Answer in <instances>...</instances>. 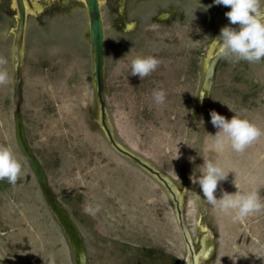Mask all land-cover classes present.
I'll return each instance as SVG.
<instances>
[{
	"label": "rangeland",
	"instance_id": "374dc122",
	"mask_svg": "<svg viewBox=\"0 0 264 264\" xmlns=\"http://www.w3.org/2000/svg\"><path fill=\"white\" fill-rule=\"evenodd\" d=\"M26 5L25 131L81 232L89 264L182 263L186 245L167 191L119 154L95 122L84 1ZM100 5L104 92L117 139L185 191V220L200 264H264L260 210L241 199L243 189L257 191L239 171L241 158L247 165L264 161V132L251 141L252 150H243L239 140L244 116L256 120L264 113V22L232 34L214 81L207 77L211 44L229 25L264 10V0ZM17 17L16 1L0 0V254L6 264H74L66 234L16 140Z\"/></svg>",
	"mask_w": 264,
	"mask_h": 264
},
{
	"label": "water",
	"instance_id": "95a60500",
	"mask_svg": "<svg viewBox=\"0 0 264 264\" xmlns=\"http://www.w3.org/2000/svg\"><path fill=\"white\" fill-rule=\"evenodd\" d=\"M89 17V39L91 45V58H92V75L94 82V91L97 102V114L95 122L105 134L110 145L122 156L126 157L130 162L134 163L153 177H155L167 191L171 202L174 206L180 231L184 238L186 245V255L181 264H200V254H198L194 247V240L192 239L190 230L185 220V212L183 208L184 190H179L175 182L159 168L154 166L148 160L125 147L116 137L114 126L111 121L110 112L104 92V75H105V33L104 23L101 12L100 0H83ZM25 0H16L18 7V24L14 29L15 39L13 44V73H14V122H15V135L18 146L27 160L30 168L32 169L44 198L48 204L49 209L57 219L68 239L72 260L74 264H89L87 251L82 239L81 232L73 221L64 205L60 202L58 196L51 187L47 173L38 156L34 153L26 135L25 125L21 110L22 103V38L25 30L27 19V5ZM264 22V10L254 13L250 16H244L238 22L229 25L225 31L220 33V37L225 36L226 42L223 46L217 47L218 39L211 44V49L208 51V71L212 74V62L221 57L225 51L227 42L232 34L240 29L248 28L257 23ZM132 27V23L127 24V28ZM214 49H217L214 52ZM212 61V62H211ZM203 253V252H202ZM201 253V254H202ZM197 256H199L198 260ZM0 264H6L0 254Z\"/></svg>",
	"mask_w": 264,
	"mask_h": 264
},
{
	"label": "flooded vegetation",
	"instance_id": "af4514ba",
	"mask_svg": "<svg viewBox=\"0 0 264 264\" xmlns=\"http://www.w3.org/2000/svg\"><path fill=\"white\" fill-rule=\"evenodd\" d=\"M222 60H223V58L219 57V58H217V60L215 62L211 61L213 69H212V74L209 73L208 79L212 80V82L214 81V76H215V73L217 71V66L220 64V62ZM245 98H246V95H245ZM244 118L245 119L243 122L245 123L246 129L244 128L245 130H243L245 132L244 134H241V133L239 134L240 135L239 140H240V146L242 147V149L246 150V148H247L246 151H248V148H249V150L250 149L252 150L251 141L254 142V140H256L258 142L259 140H261V137L263 136L262 133L264 132V113H262L261 117L260 116L257 117L256 120H254L250 115L244 116ZM234 134H236V133H234ZM253 146H254V144H253ZM242 161H243V164H242ZM246 162H248L247 158H246ZM246 162L244 159L241 158V164L239 165V167H240L239 171H240V173H242L241 177H244V176L250 177L251 181H253L252 183H254V185H255L253 187H254L255 191H257V192L253 193L254 194L253 195L251 193L246 192V190L243 189V194L241 195V197H242L241 199H243L242 203L246 202V206L252 204L253 210H256V211L260 210V216L261 217L258 219V221H262V223H264V186L262 185L263 180H264V174L261 175L262 170H260V169L264 168V161L262 159H260V161L257 162V165L254 163H253L254 165H251V164L247 165ZM241 165H244V170L241 169ZM254 168H256V169H254ZM248 177H246V178H248ZM258 186H260V187L257 188ZM255 199L256 200L258 199V200L255 202L254 201ZM87 256H88V254H87ZM88 261H89V257H88Z\"/></svg>",
	"mask_w": 264,
	"mask_h": 264
},
{
	"label": "bare ground",
	"instance_id": "6f19581e",
	"mask_svg": "<svg viewBox=\"0 0 264 264\" xmlns=\"http://www.w3.org/2000/svg\"><path fill=\"white\" fill-rule=\"evenodd\" d=\"M198 258H199V256H197V259L196 260H198ZM198 262H199V260H198Z\"/></svg>",
	"mask_w": 264,
	"mask_h": 264
}]
</instances>
